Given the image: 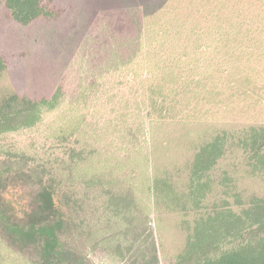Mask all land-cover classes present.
Instances as JSON below:
<instances>
[{
	"label": "rangeland",
	"instance_id": "rangeland-1",
	"mask_svg": "<svg viewBox=\"0 0 264 264\" xmlns=\"http://www.w3.org/2000/svg\"><path fill=\"white\" fill-rule=\"evenodd\" d=\"M181 1L211 16L256 6L264 14V0ZM143 2L44 0L53 17L22 23L6 0H0V104L13 95L52 98L61 89L56 106L43 109L35 126L0 133V264L42 262L48 257L46 233L52 230L56 252L73 244L88 264H140L137 247L145 240L152 245V239L158 254L155 264H176L199 218L214 212L224 200L241 210L254 196H264V171L253 167L243 142L251 127L264 126V24L254 31L243 25L241 33L233 37L236 42L225 49L229 56L242 55L240 66L252 80L241 81L237 75L229 78L225 69L229 61L224 62L221 51L218 67L210 71L216 78L203 80L204 91L193 89L195 94L188 93V97L184 92L187 99L181 107L188 112L183 110L185 119L159 128L157 140L151 144L142 134L143 103L148 96L142 93L141 75L135 73L141 56L133 50L128 62L123 37L126 23H134ZM200 62L196 72L203 73ZM189 107L193 110L188 111ZM224 131L228 133L227 151L212 168L211 187L197 206L190 196L196 152L203 142ZM155 143L156 154L146 157ZM72 147L90 152L75 177L76 202L67 206L52 188L55 211L46 209L40 214L44 207L40 194L49 185L31 158L55 161ZM118 163L127 166L117 171ZM109 166L138 201L136 229L128 237L118 233L117 222L104 228L97 213L100 190L82 184L86 173H109ZM156 166L171 187L168 197L153 196ZM83 201L88 202L89 211L85 204V211L77 207ZM36 218L38 232L32 238L22 237V228L27 224V229ZM117 239L132 242L133 249L117 248Z\"/></svg>",
	"mask_w": 264,
	"mask_h": 264
},
{
	"label": "trees",
	"instance_id": "trees-1",
	"mask_svg": "<svg viewBox=\"0 0 264 264\" xmlns=\"http://www.w3.org/2000/svg\"><path fill=\"white\" fill-rule=\"evenodd\" d=\"M43 1L6 0V4L16 20L29 23L39 17H53V11L49 10ZM142 1L144 2L141 9L135 12L137 16L133 18L134 23H126L127 29L123 37L127 46L124 52L129 51L128 62L132 61L133 50L137 52L138 57L141 56L135 73L141 75L142 93L148 96L143 103L146 112L143 116L145 120L142 134L145 141L148 140L152 144L157 140L159 128H164L170 122H182L185 119L182 115L185 107H181L183 101L187 99L183 96L184 92L188 97V93L195 94L193 89L204 91L206 87L202 85L203 80L216 78L217 75L210 71L218 67L217 60L220 58L217 56L221 51L224 53V62L229 61V64L225 62L228 65L225 69L229 73L227 74L229 78L237 75L241 81L252 80L251 75L243 73L245 69L240 66L242 55L239 53L229 56L225 49L231 42H236L235 35L241 33L243 25L254 31L253 28L258 29L256 26L264 24V14L261 7L256 6L239 7L237 11L227 9L211 16L203 9L194 8L192 4H185L181 0H164L160 4L153 2L157 0ZM216 35L219 37L216 38ZM118 56L122 58L120 54ZM200 61L205 67L203 73L196 72L201 67ZM179 86L182 88L179 89ZM60 95L59 88L52 98L33 100L21 98L19 95L6 98L2 102L3 105L0 104V133L35 126L42 119L43 109L54 108ZM187 110L191 111L193 108L189 107ZM184 114L187 115L188 112L184 110ZM227 142L228 133L224 131L203 142L196 152L192 164L190 196L197 206L207 196L211 187L210 172L225 155ZM243 142L253 167L258 171H264V126L251 127L246 131ZM156 152L155 143L146 157L149 155L152 157ZM89 153H86L85 149L78 151L72 147L66 155L55 161L31 158L37 161L49 185L40 194L41 203L44 205L40 214L45 213L46 209H51L53 213L55 211L52 188L58 190L67 206H72L76 202L73 187L75 177L78 168L82 167L80 163ZM126 166L127 164L118 163L116 169L113 166L106 167L111 170L109 173L104 171L93 176L86 173L82 178V184L86 188L96 187L100 190L97 213L100 215L98 221L103 223L104 228H110V225L117 222L120 224L118 233L128 237L130 232L136 229L135 215L139 205L131 188H126L123 179L113 172L121 171ZM84 168L86 169V166ZM154 177L151 187L153 196L159 198L162 195H170L168 193L171 187H168L164 178L159 176L157 166ZM84 204L85 202L80 203L77 207L82 206L84 211L86 207L88 210V202L85 207ZM32 219L34 218L29 216V220ZM35 221L37 218L27 229L25 224L26 226L22 228V237L25 234L31 237L38 232L36 228L38 224ZM47 227L45 224V228ZM41 231L45 230L41 228ZM66 232L68 233V229ZM63 233L65 234L64 231ZM46 234L49 236L46 235L44 245L48 257L42 262L32 260L30 264H88L85 256L73 244L64 247L61 252H56L53 245L56 238L54 230ZM114 242H117V248L125 247L128 251L133 249L132 242L119 239ZM155 244L152 239V245ZM152 245H147V240L140 241V246L137 247V259L140 264L158 262V254ZM176 264H264V196H254L248 206L242 207L241 210L234 209L228 200H224L214 212L199 218Z\"/></svg>",
	"mask_w": 264,
	"mask_h": 264
}]
</instances>
